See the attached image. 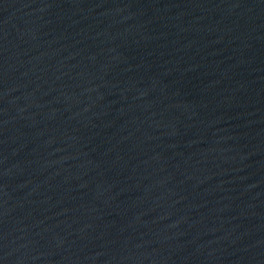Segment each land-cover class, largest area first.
I'll return each instance as SVG.
<instances>
[{"label": "water", "instance_id": "obj_1", "mask_svg": "<svg viewBox=\"0 0 264 264\" xmlns=\"http://www.w3.org/2000/svg\"><path fill=\"white\" fill-rule=\"evenodd\" d=\"M0 264H264V0H0Z\"/></svg>", "mask_w": 264, "mask_h": 264}]
</instances>
